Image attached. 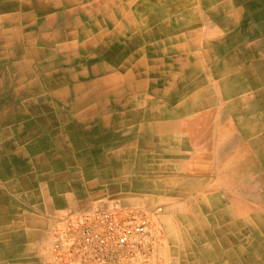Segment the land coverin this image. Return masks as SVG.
<instances>
[{"label":"crops","instance_id":"1","mask_svg":"<svg viewBox=\"0 0 264 264\" xmlns=\"http://www.w3.org/2000/svg\"><path fill=\"white\" fill-rule=\"evenodd\" d=\"M145 2L0 0V264L117 207L122 264H264V0Z\"/></svg>","mask_w":264,"mask_h":264},{"label":"built area","instance_id":"2","mask_svg":"<svg viewBox=\"0 0 264 264\" xmlns=\"http://www.w3.org/2000/svg\"><path fill=\"white\" fill-rule=\"evenodd\" d=\"M148 220L141 213L107 208L71 216L54 252L59 264H122L132 248L139 247Z\"/></svg>","mask_w":264,"mask_h":264},{"label":"bare ground","instance_id":"3","mask_svg":"<svg viewBox=\"0 0 264 264\" xmlns=\"http://www.w3.org/2000/svg\"><path fill=\"white\" fill-rule=\"evenodd\" d=\"M40 1V0H39ZM36 2H37V0H36ZM66 3V2H65ZM46 4V3H45ZM48 4V3H47ZM61 4V3H60ZM74 4V3H73ZM62 5V4H61ZM35 8H36V6H34ZM15 16V15H14ZM18 17V16H17ZM37 17V16H36ZM5 18V17H4ZM29 18V17H28ZM231 18V17H230ZM227 19H228V17H227ZM24 20H26V19H24ZM29 21H30V19H29ZM37 21V20H36ZM36 23V22H35ZM2 24V23H1ZM63 25V24H62ZM3 26H4V24H3ZM45 26V25H44ZM60 26V25H59ZM58 26V27H59ZM33 27V26H32ZM36 27V26H35ZM62 27V26H61ZM65 27V26H64ZM69 27V26H68ZM28 28V27H27ZM9 29V28H8ZM19 29V28H18ZM56 29H58V28H56ZM40 30V29H39ZM71 30V29H70ZM10 31V30H9ZM20 31V30H19ZM30 31H33V30H30ZM53 32V31H52ZM55 32V31H54ZM53 32V33H54ZM13 33V32H12ZM22 33V32H21ZM25 33V32H24ZM50 33V32H49ZM14 34V33H13ZM52 34V33H51ZM56 34V33H55ZM58 34V33H57ZM8 35V34H7ZM67 35V34H66ZM32 37V36H31ZM41 37V36H40ZM54 38V37H53ZM7 39V38H6ZM11 39V38H10ZM14 39V38H13ZM23 39V38H22ZM31 39V38H30ZM45 39V38H44ZM114 40V39H113ZM10 41V40H9ZM18 41V40H17ZM61 41V40H60ZM49 42V41H48ZM111 42V41H110ZM9 43V42H8ZM11 44V43H10ZM19 44V43H18ZM1 45H3V44H1ZM6 45V44H5ZM12 45H13V43H12ZM23 45H25V44H23ZM16 46V45H15ZM17 47V46H16ZM21 47V46H20ZM122 47V46H121ZM79 48V47H78ZM14 49V48H13ZM5 50V49H4ZM9 50V49H8ZM11 51V50H10ZM16 51H17V49H16ZM44 51V50H43ZM4 52V51H3ZM8 52V51H7ZM12 52V51H11ZM18 52V51H17ZM16 52V53H17ZM4 53H6V52H4ZM9 53V52H8ZM1 54V53H0ZM14 54H15V52H14ZM21 54V53H20ZM40 54V53H39ZM74 54V53H73ZM80 54V53H79ZM5 55V54H4ZM110 55V54H109ZM106 56H108V55H106ZM12 57V56H11ZM20 57V56H19ZM24 57V56H23ZM79 57H81V56H79ZM9 58V57H8ZM17 58V57H16ZM33 58V57H32ZM38 59V58H37ZM70 59H71V57H70ZM15 60V59H14ZM26 62V61H25ZM33 62V61H32ZM44 62V61H43ZM68 62V61H67ZM69 63V62H68ZM5 64V63H4ZM16 64V63H15ZM23 64V63H22ZM29 64V63H28ZM25 65V64H24ZM4 66V65H3ZM27 66V65H26ZM63 66H64V64H63ZM62 66V67H63ZM8 68V67H7ZM15 68H16V66H15ZM24 68V67H23ZM262 68V67H261ZM16 70V69H15ZM30 70H31V68H30ZM63 70V69H62ZM3 71H4V69H3ZM74 71V70H73ZM106 72V71H105ZM256 73V72H255ZM103 74V73H102ZM11 75V74H10ZM1 76V75H0ZM18 76V75H17ZM16 76V77H17ZM88 77V76H87ZM7 77L5 76V79H6ZM68 78V77H67ZM70 79V78H69ZM16 80V79H15ZM76 81V80H75ZM88 81V80H87ZM9 82H11V81H9ZM44 82H46V81H44ZM257 82V81H256ZM70 83V82H69ZM84 83V82H83ZM87 83V82H86ZM6 84V83H5ZM182 85V84H181ZM9 86V85H8ZM89 86V85H88ZM180 86V85H179ZM2 87V86H1ZM43 87V86H42ZM93 89V88H92ZM52 90V89H51ZM77 90V89H76ZM109 90V89H108ZM69 91V90H68ZM111 91V90H110ZM109 91V92H110ZM48 92V91H47ZM26 93V92H25ZM41 93V92H40ZM97 93V92H96ZM99 93V92H98ZM110 94V93H109ZM27 95V94H26ZM33 95V94H32ZM96 95V94H95ZM84 96V95H83ZM13 97V96H12ZM29 97V96H28ZM68 97V96H67ZM70 97V96H69ZM123 97V96H122ZM52 98V97H51ZM77 98V97H76ZM116 98V97H115ZM120 99V98H119ZM118 99V100H119ZM122 99V98H121ZM63 100V99H62ZM81 100V99H80ZM83 100V99H82ZM123 100V99H122ZM95 101V100H94ZM49 102V101H48ZM116 103V102H115ZM18 104V103H17ZM39 104V103H38ZM42 104V103H41ZM54 104V103H53ZM107 105V104H106ZM26 106V105H25ZM28 106H30V105H28ZM86 106V105H85ZM2 107V106H1ZM0 107V108H1ZM17 107V106H16ZM31 107H33V106H31ZM20 108V107H19ZM20 109H22V108H20ZM14 110H16V109H14ZM21 111V110H20ZM60 111V110H59ZM68 111V110H67ZM66 111V112H67ZM2 112V111H1ZM15 112V111H14ZM18 114V113H17ZM238 114V113H237ZM9 115V114H8ZM14 114H12V116H13ZM57 115V114H56ZM239 115V114H238ZM241 115V114H240ZM15 116V115H14ZM69 116V115H68ZM17 117H19V116H17ZM64 117V116H63ZM7 118V117H6ZM14 118V117H13ZM263 118V117H262ZM56 119V118H55ZM64 120V119H63ZM70 120V119H69ZM65 121V120H64ZM56 123V122H55ZM97 123V122H96ZM11 125V124H10ZM16 125V124H15ZM35 125V124H34ZM24 127H25V125H24ZM27 127V126H26ZM70 127V126H69ZM8 128V127H7ZM28 128V127H27ZM39 130V129H38ZM78 130V129H77ZM3 131H5V130H3ZM53 131H55V130H53ZM79 131V130H78ZM8 132V131H7ZM10 132V131H9ZM17 132V131H16ZM25 132H26V130H25ZM86 132V131H85ZM4 133V132H3ZM6 133V132H5ZM11 134V133H10ZM39 134V133H38ZM43 134V133H42ZM3 135V134H2ZM6 135V134H5ZM19 135V134H18ZM37 135V134H36ZM39 136V135H38ZM59 136V135H58ZM57 136V137H58ZM68 139V138H67ZM45 145V144H44ZM43 145V146H44ZM47 146V145H46ZM55 146V145H54ZM36 147V146H35ZM51 147V146H50ZM38 148V147H37ZM36 148H34V150H35ZM260 156V155H259ZM61 164V163H60ZM14 195V194H13ZM137 213H140V212H137ZM229 240V239H228ZM248 242V241H247Z\"/></svg>","mask_w":264,"mask_h":264},{"label":"rangeland","instance_id":"4","mask_svg":"<svg viewBox=\"0 0 264 264\" xmlns=\"http://www.w3.org/2000/svg\"><path fill=\"white\" fill-rule=\"evenodd\" d=\"M153 1H158L159 2L157 5H155V15H156V20L155 21H160L162 19V16H163V14H162V0H153ZM144 2H145V0H144ZM145 4L148 5L147 2H145ZM133 7L137 8L136 4L133 3ZM144 16L145 15L139 16L138 20L142 21Z\"/></svg>","mask_w":264,"mask_h":264}]
</instances>
